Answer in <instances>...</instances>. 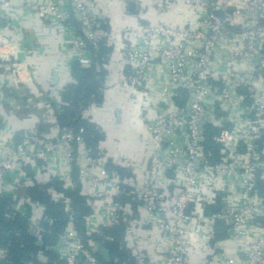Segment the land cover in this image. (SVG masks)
<instances>
[{"label":"built area","instance_id":"2783aa9c","mask_svg":"<svg viewBox=\"0 0 264 264\" xmlns=\"http://www.w3.org/2000/svg\"><path fill=\"white\" fill-rule=\"evenodd\" d=\"M122 1L127 10H138L141 23L119 34L120 76L104 78L103 101L80 108L81 118L105 141L106 125L116 129L114 152L104 142L88 146L81 133L57 122L54 131L0 132V196L16 197L17 189L49 183L52 167L61 165L63 190L51 185L48 193L53 202H64L65 226L44 249L55 256L45 255L47 264H105V244L114 241L125 253L114 258L119 264H264V0H151L157 14L171 2L188 8L195 23L184 33L170 31L167 22H145L146 0ZM12 3L0 0L1 46L10 44L4 26ZM90 3H28L65 27L83 68L98 63L94 56L114 38L102 29L103 17ZM3 60L10 62L0 55ZM13 66L19 74L26 64ZM16 93L17 106L22 95ZM108 94L118 101L102 120ZM45 103L50 115L40 125L60 112L63 101ZM124 142L130 146L127 154ZM109 163L130 176L121 178ZM25 168L38 174L26 178ZM76 183L83 185L91 209L81 229L65 192ZM20 200L7 217L26 213ZM54 219L34 212L28 217L36 244ZM108 229H121L122 238ZM144 243L158 253L159 262L150 261ZM7 258V246L0 245V264Z\"/></svg>","mask_w":264,"mask_h":264},{"label":"crops","instance_id":"0c3cea01","mask_svg":"<svg viewBox=\"0 0 264 264\" xmlns=\"http://www.w3.org/2000/svg\"><path fill=\"white\" fill-rule=\"evenodd\" d=\"M30 2L31 0H13V5L8 10L9 21L6 23L7 25L4 26V33L8 37L10 44L0 45V55L2 58L8 57L10 59V62L6 60H3V62L0 61V132L5 136L15 134L19 130L35 128L48 129L56 122L60 126L58 120L59 111H56L53 118L46 120V124L40 125L37 122H41L44 117L50 115V110L45 103L46 100L63 101L65 90L76 81L74 72L72 71L73 63L77 62L76 53L65 27L57 25L55 21H49L38 12L31 10L28 7V3ZM34 2L43 3L44 0H34ZM179 6L181 7L180 9L175 7L173 9L171 8L172 10H170L172 13L169 12V10L167 13H161V15H159L155 12L151 0H148L143 10L145 12L142 13L147 20L152 22H160L159 18L162 16L163 18L160 20H165L167 23L176 20L179 25L183 20L188 19V26L190 24L194 25V17L188 8L181 5ZM90 9L91 11L101 14L103 17L102 29L113 35L114 38L112 42L114 45L118 43L119 34L124 27L136 26L138 23H141L142 20L138 12H130L127 10L122 0H91ZM166 15L168 17H165ZM116 51L117 49L109 44V46H106L102 51L104 56H107L106 60L101 61L100 56H94V60L97 61L99 58L100 59L97 61L98 63L95 62L91 68L93 67L94 70L98 72L96 68V66H98L100 71H105L103 76H101V82H103L107 75L108 78H111V76H115V78L120 76L119 56ZM16 63L26 64L25 68L28 69V74L26 73L25 76L22 74V76L26 77L28 75L30 77L32 75L33 78L26 77V81L22 82L20 80V78H22L20 72L19 74L14 73L13 65ZM152 75L155 80L160 79L158 74L153 73ZM19 85L24 87L25 90L21 94L22 97L24 96L23 98L21 97V104L16 106L14 101L17 99L16 91H18V89H16V87ZM52 97H54V99ZM105 100L109 102V106L106 105L101 109L102 112H99V117L102 120H107L108 116L111 114L110 106L114 105L112 101H118L112 94L106 95ZM52 131H54L53 128ZM106 134L107 140L105 141V139H103L102 142H104L111 152H114V146H112L111 140L116 138L118 133L109 123L106 125ZM127 147L130 148V146L124 142L121 149L125 151V153H128ZM136 159L141 162L144 157L138 156ZM52 169V174H54V176L53 179L47 183L46 187L48 195V189L53 181L61 183V180L58 178L61 173V165L55 164ZM28 170V173L24 176L26 178L33 174H38L31 168H28ZM74 176H76L75 171ZM38 177L47 180L50 176L47 174H39ZM19 182H21V180H19ZM53 187L57 190L62 189V187ZM82 187V184L76 183L73 189H66L65 192L67 196L69 191H77L79 195H82ZM26 190L27 188L17 189L15 204L17 205L21 199L20 201L23 206L27 208V211H30V215L33 212L37 215L45 213L44 205L30 198L28 199ZM92 221L98 223L95 219H92ZM142 229L143 231H149V225H143ZM142 245L148 250L147 253L150 257V261H160L158 253L150 249V244L144 243ZM47 254V251L43 250L32 255V257L39 262L37 264H47L45 263V255Z\"/></svg>","mask_w":264,"mask_h":264},{"label":"trees","instance_id":"16d2710c","mask_svg":"<svg viewBox=\"0 0 264 264\" xmlns=\"http://www.w3.org/2000/svg\"><path fill=\"white\" fill-rule=\"evenodd\" d=\"M106 47L102 46L97 54L100 58L104 57L103 50ZM95 56V57H97ZM99 58V59H100ZM99 59L97 61H99ZM96 61V60H95ZM103 61V60H101ZM72 71L75 76V83L65 90L63 104L60 106L59 124L61 127H68L73 129L76 133H81L86 144L94 147L99 142L103 141V135L95 132L91 125L81 118L79 109L89 104L100 103L102 101V93L99 91L101 86V76L104 70L96 72L94 68H83L77 62L73 63ZM108 167L113 168L121 178H128L130 176L129 170L121 166H115L109 163ZM60 182L53 181L51 185L61 187ZM59 185V186H58ZM46 185H37L27 187L26 194L28 198L37 201L44 205L45 214L53 216L55 219L51 225L45 226L44 232L41 235V244H36V237L30 235L27 230V219L30 216V211H26L24 215L18 214L14 218L7 217L5 214L8 208L16 202L17 197L0 196V245L7 246L8 258L4 264H37L32 255L43 251L47 245L54 243L56 236L65 226L64 216V202H53L46 191ZM123 187H126L123 185ZM68 197L72 199L77 211V224L79 229L83 225L84 216L90 212V207L86 204L85 198L79 195L77 191H69ZM51 231H47V228ZM219 229V227H218ZM109 234L116 233L122 238V231L115 229H108ZM220 235L222 230L219 229ZM18 234V235H17ZM50 259L55 258L50 251ZM119 259L125 257V253L118 250L117 242H107L105 244V253L102 259L105 264H119V261H114V258Z\"/></svg>","mask_w":264,"mask_h":264},{"label":"rangeland","instance_id":"374dc122","mask_svg":"<svg viewBox=\"0 0 264 264\" xmlns=\"http://www.w3.org/2000/svg\"><path fill=\"white\" fill-rule=\"evenodd\" d=\"M147 1L148 0H146V2H145V5H146V3H147ZM177 8V9H180L181 7L176 3V2H171V4L170 5H168L165 9V12H164V14L165 13H167L171 8L173 9V8ZM171 9V10H172ZM134 11L136 10L137 12H138V10L136 9V8H134L133 9ZM171 10L169 11V12H171ZM130 12H133L132 10H130ZM142 12H145V11H142ZM172 13V12H171ZM190 13H191V11H190ZM159 15H161V13L159 14ZM191 15V14H190ZM165 17H168L167 15L165 16ZM163 17L162 16H160V18H159V21L161 22V23H163V22H165V20L164 21H162V20H160V19H162ZM144 21L145 22H148V20L145 18L144 19ZM188 23H189V21H188V19H185V20H183L179 25L177 24V21L175 20V21H172V22H169L168 24L170 25L169 26V28H170V31H172V32H174L173 31V29L175 30V32L176 33H184V30H186V29H188ZM165 25V24H164ZM173 27H175V28H173ZM166 29H168V28H166ZM174 32V33H175ZM121 34V33H120ZM119 38H120V36H119ZM107 41V43H108V40H106ZM111 45H113L116 49H117V44H115L114 45V43L113 42H109ZM104 61V60H103ZM27 70L28 69H26V68H24L23 70H20V75L21 74H24V76L26 75V73H27ZM30 71V70H29ZM15 74H17V73H15ZM28 74V73H27ZM31 74V73H30ZM26 77H29L28 75L26 76ZM31 77V79L33 78V76L31 75L30 76ZM101 85H102V83H101ZM101 88L103 89V87L101 86ZM16 89H18V93L19 94H22L23 93V91L25 90L24 89V87H22V86H18V87H16ZM24 97V96H23ZM22 97V98H23ZM53 99H54V97H52ZM77 111L78 112H80V109H79V106H77ZM56 125V124H55ZM52 128L54 129V125L53 126H51V127H49L48 129H35V130H38V131H52ZM28 130V129H27ZM18 133H24V131L23 130H19L18 131ZM28 168H25L24 169V172H23V175L25 176L27 173H28Z\"/></svg>","mask_w":264,"mask_h":264}]
</instances>
